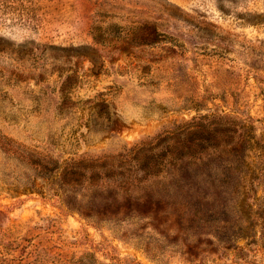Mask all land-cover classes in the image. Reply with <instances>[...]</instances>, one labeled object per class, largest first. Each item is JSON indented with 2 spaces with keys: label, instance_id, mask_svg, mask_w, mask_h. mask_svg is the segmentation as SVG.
<instances>
[{
  "label": "rangeland",
  "instance_id": "rangeland-1",
  "mask_svg": "<svg viewBox=\"0 0 264 264\" xmlns=\"http://www.w3.org/2000/svg\"><path fill=\"white\" fill-rule=\"evenodd\" d=\"M193 118L162 214L65 194L67 161ZM0 264H264V0H0Z\"/></svg>",
  "mask_w": 264,
  "mask_h": 264
},
{
  "label": "trees",
  "instance_id": "trees-1",
  "mask_svg": "<svg viewBox=\"0 0 264 264\" xmlns=\"http://www.w3.org/2000/svg\"><path fill=\"white\" fill-rule=\"evenodd\" d=\"M208 130L206 124L193 118L184 124L176 125L172 130H163L148 141L126 148L118 157L103 155L87 162L73 159L67 161L58 176L67 196L68 191H73L71 187H76L83 180H88L89 187L98 186L101 179L109 180L113 184L110 182L102 184L105 188L116 186L113 188L114 200L109 205L117 203L119 211L122 209L156 217L162 214L161 211H164L165 205L169 203L160 194L156 179L160 176H179L177 170L180 169L182 162H192V158L201 159L200 156L205 149L203 143L215 129ZM206 132L208 137L205 136ZM217 147L212 145V148ZM85 169H90V174L83 173L82 170ZM168 184L166 192H170L167 189ZM179 187L180 190L173 192V202L185 203L188 192H184L181 185ZM77 209L85 214L91 212L84 208Z\"/></svg>",
  "mask_w": 264,
  "mask_h": 264
}]
</instances>
